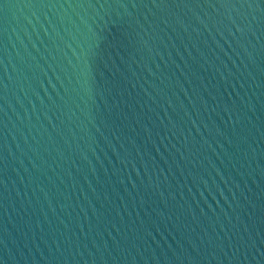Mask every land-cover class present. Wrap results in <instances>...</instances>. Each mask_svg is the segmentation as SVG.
I'll return each instance as SVG.
<instances>
[{
	"label": "water",
	"instance_id": "obj_1",
	"mask_svg": "<svg viewBox=\"0 0 264 264\" xmlns=\"http://www.w3.org/2000/svg\"><path fill=\"white\" fill-rule=\"evenodd\" d=\"M0 264H264V0H0Z\"/></svg>",
	"mask_w": 264,
	"mask_h": 264
}]
</instances>
